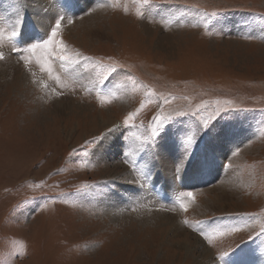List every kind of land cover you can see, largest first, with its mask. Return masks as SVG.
Returning a JSON list of instances; mask_svg holds the SVG:
<instances>
[{
	"label": "rangeland",
	"instance_id": "1",
	"mask_svg": "<svg viewBox=\"0 0 264 264\" xmlns=\"http://www.w3.org/2000/svg\"><path fill=\"white\" fill-rule=\"evenodd\" d=\"M95 1L0 0V264H264V0Z\"/></svg>",
	"mask_w": 264,
	"mask_h": 264
},
{
	"label": "snow or ice",
	"instance_id": "2",
	"mask_svg": "<svg viewBox=\"0 0 264 264\" xmlns=\"http://www.w3.org/2000/svg\"><path fill=\"white\" fill-rule=\"evenodd\" d=\"M144 2L147 3V0H144ZM213 15H215V14H213ZM62 19H64V17H60V19H57V20L55 21V27L52 28V30H51V35L48 37V39L44 40L42 43H33L29 48L24 49V51L27 52V53H32V52H33L34 50H36V49H41V48L46 47V46L49 45V44H52L54 38H56L57 35H58V30H59L60 27H61V20H62ZM20 23H21L20 19L17 18V19L15 20V25H14V27H13V31H12V33H11L12 36H16V35H17L16 27H18V26L20 25ZM2 59H4V56H3V53L0 52V60H2ZM22 59H23L25 62H27V61H28V56H22ZM62 59H63V58H62ZM113 70H114V69H113ZM135 115H136L135 112L131 113V114L126 118L125 123H126V124L131 123V122L133 121ZM154 123H155V121H154ZM199 124L202 126V129H207V128L210 126V124H209V120H208V119H205V120L199 122ZM163 127H164V123H163V122H161L157 127H153V128L151 129V136H152L153 138H154V137H157V136L159 135V132L163 130ZM110 131H111V130H110ZM196 135H197V133H193L192 136H189V137H188V143H189V146H191V144H193V143L195 142V141H194V137H196ZM93 142L95 143L96 141H93ZM153 142H154V141H153ZM187 195H188V196H192L193 194L189 192V193H187ZM181 206L183 207V205H181ZM185 223H187V222L185 221ZM200 235L203 236V238H204L205 240H207L209 243H212L211 238H210L207 234H205L203 231L200 232Z\"/></svg>",
	"mask_w": 264,
	"mask_h": 264
},
{
	"label": "bare ground",
	"instance_id": "3",
	"mask_svg": "<svg viewBox=\"0 0 264 264\" xmlns=\"http://www.w3.org/2000/svg\"><path fill=\"white\" fill-rule=\"evenodd\" d=\"M95 1V0H94ZM98 1V0H97ZM92 2V1H91ZM96 2V1H95ZM41 5V4H40ZM94 6V5H93ZM44 7V6H43ZM99 6L97 5V6H95V7H93V9H95V12H96V10L97 9H99L98 8ZM97 11H99V10H97ZM51 13V12H50ZM46 17H47V15H46ZM52 17V16H51ZM48 18V17H47ZM46 22H48L47 21V19H45L44 21H43V24H46ZM110 120V119H109ZM112 122V121H111ZM117 131V130H116ZM117 133H118V131H117ZM117 133H115V135L113 136H111V137H109V139H108V144H107V147H106V150L108 151V152H110V151H115V143L117 142ZM168 152H166L165 153V151H164V155H163V157L165 158V159H168L169 157H171V154L170 153H168ZM175 157H177L178 158V154L176 153L175 155H174ZM177 158H176V162L178 161L177 160ZM182 158V157H181ZM172 159H169V161H171ZM214 160V159H213ZM169 161L167 160V162H165V160L164 161H161V163L163 164H168L169 163ZM175 160H173V162H174ZM180 166V165H179ZM168 170H169V165H168ZM180 168V167H179ZM195 168V167H194ZM171 169V168H170ZM173 169V168H172ZM188 169V168H187ZM151 170V169H150ZM196 170V169H195ZM215 170V169H214ZM175 171V170H174ZM180 171V170H179ZM211 171V170H210ZM127 172V169L125 170V173ZM213 172V171H212ZM180 173V172H179ZM179 173H175V174H178L177 176V178H175V182L176 183H179V182H182L183 180H182V175H180ZM183 174V173H182ZM192 174H194L193 172H192ZM201 174V173H200ZM170 178V177H169ZM197 178V177H196ZM191 179H187V181H190ZM196 180V179H195ZM199 180V179H198ZM166 182H167V180H166ZM184 182V181H183ZM186 182V181H185ZM189 183V182H188ZM181 184V183H180ZM177 185V184H176ZM174 187V186H173ZM179 188V187H178ZM153 195V194H152ZM123 213H125L124 211H123ZM158 215H162V214H159V213H157ZM153 216V215H152ZM163 216V215H162ZM161 216V217H162ZM165 218H169L170 216H164ZM163 217V218H164ZM170 222L171 223H173L174 225H176V226H178L179 228H181L180 227V224L178 223V221H177V219H175L174 217H172V218H170ZM206 254V253H205Z\"/></svg>",
	"mask_w": 264,
	"mask_h": 264
}]
</instances>
